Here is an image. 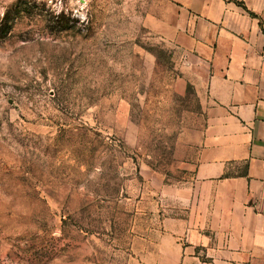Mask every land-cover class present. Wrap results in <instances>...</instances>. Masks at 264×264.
<instances>
[{
  "label": "rangeland",
  "instance_id": "obj_1",
  "mask_svg": "<svg viewBox=\"0 0 264 264\" xmlns=\"http://www.w3.org/2000/svg\"><path fill=\"white\" fill-rule=\"evenodd\" d=\"M161 4L0 0V264H154L206 121Z\"/></svg>",
  "mask_w": 264,
  "mask_h": 264
},
{
  "label": "crops",
  "instance_id": "obj_2",
  "mask_svg": "<svg viewBox=\"0 0 264 264\" xmlns=\"http://www.w3.org/2000/svg\"><path fill=\"white\" fill-rule=\"evenodd\" d=\"M194 58L205 128L154 264H264V0H161ZM165 3V4H164Z\"/></svg>",
  "mask_w": 264,
  "mask_h": 264
}]
</instances>
